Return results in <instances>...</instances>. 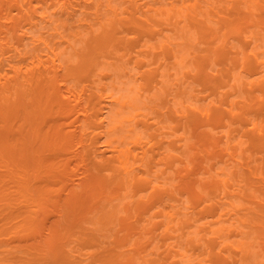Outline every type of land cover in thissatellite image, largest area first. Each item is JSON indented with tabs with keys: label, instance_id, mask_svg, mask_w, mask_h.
<instances>
[{
	"label": "bare ground",
	"instance_id": "obj_1",
	"mask_svg": "<svg viewBox=\"0 0 264 264\" xmlns=\"http://www.w3.org/2000/svg\"><path fill=\"white\" fill-rule=\"evenodd\" d=\"M3 234L23 264H264V0H0Z\"/></svg>",
	"mask_w": 264,
	"mask_h": 264
},
{
	"label": "rangeland",
	"instance_id": "obj_2",
	"mask_svg": "<svg viewBox=\"0 0 264 264\" xmlns=\"http://www.w3.org/2000/svg\"><path fill=\"white\" fill-rule=\"evenodd\" d=\"M8 235H0V238H5ZM30 239V238H29ZM5 247L0 246V263L9 262L10 264H23L28 259L29 254L25 250L18 251L15 247L8 251H4Z\"/></svg>",
	"mask_w": 264,
	"mask_h": 264
}]
</instances>
